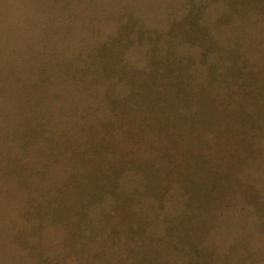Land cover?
Masks as SVG:
<instances>
[{"label": "rangeland", "instance_id": "obj_1", "mask_svg": "<svg viewBox=\"0 0 264 264\" xmlns=\"http://www.w3.org/2000/svg\"><path fill=\"white\" fill-rule=\"evenodd\" d=\"M0 264H264V0H0Z\"/></svg>", "mask_w": 264, "mask_h": 264}]
</instances>
